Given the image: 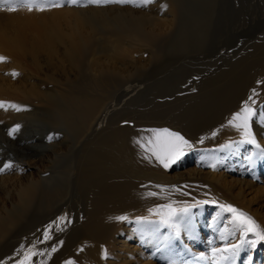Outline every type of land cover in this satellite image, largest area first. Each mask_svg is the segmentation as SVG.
Returning a JSON list of instances; mask_svg holds the SVG:
<instances>
[{
    "label": "rangeland",
    "instance_id": "374dc122",
    "mask_svg": "<svg viewBox=\"0 0 264 264\" xmlns=\"http://www.w3.org/2000/svg\"><path fill=\"white\" fill-rule=\"evenodd\" d=\"M86 3L87 0H80L79 8H83L81 4ZM114 5H101L100 12L102 13H97L100 17L97 22L104 17V10L109 9L111 13L109 18L112 23L109 24L110 26L100 24L91 40L92 52L89 48L90 52L87 50L80 59L81 68L79 67L78 71L75 69V72L72 71L73 69L69 70L70 81L64 80L68 75L65 77L62 72H54L52 74L54 77L61 80L63 78V84L60 80L45 78L46 86L52 88L58 86L54 90L59 88L61 90L59 92H65L70 83L82 91H93L99 95L98 97L104 98L105 108L122 99L120 106L117 107L119 109L125 107V109L121 111L117 109L111 113L112 118L121 113L133 114L137 116L142 129L167 128L181 133L192 145L191 148L185 149V154L191 153V156L187 157L184 167L177 168L176 163L167 169L163 167L166 169L163 173L168 175L166 179L159 176L157 180L148 179L149 182L143 184L153 190H184L187 188L185 193L193 195L202 189L207 190L210 187L208 181H212L215 189L218 187L228 201L214 202L211 207L212 211L205 216L207 220L215 219L216 221L219 218L220 223L229 224L227 219L233 217L232 220H235L234 214L226 207L231 205L248 213L254 220L257 218L256 223L261 230H264V193L262 194L264 183L259 184L260 182L253 180L250 175L237 180L236 176L240 175L232 173L226 167L229 161L241 160L243 156L245 161H249L251 154L261 156L255 145L239 144V141L243 139L241 133L239 130L235 131V127L228 125V120L241 109L242 103L248 100L249 93L256 87H260L263 92L261 91L259 97L255 98L256 105L253 107L259 106L258 115L254 117L251 127L257 142L264 147V131H262L264 130V117L260 114L261 109H264V0H152L151 3L142 7H135L131 4ZM1 9H6V6H0ZM86 9L88 8H85V13L88 11ZM172 11L174 12L173 17H171ZM117 17L121 20L128 18L126 22L129 21V23L138 22L145 35L147 34L146 39L138 37L139 40H136L137 38L131 36L129 38L127 35H119L122 27L119 25L122 24L118 22ZM96 57L100 58L99 65L94 63ZM94 75H98L102 83L94 82L96 79ZM74 80L76 81L72 82ZM258 81L261 83H257ZM130 85L135 88L137 86V91L135 89V92H132L134 95L131 93L123 96L124 90ZM82 91L78 92L73 89L75 96H81ZM206 104L209 105L206 106ZM55 114H58L55 110L43 116L39 114L34 121L26 122L25 127L20 126L19 131L14 135L19 140H14L13 136L8 135L9 128L0 131V167L5 163L12 165L11 168L0 173V212L5 214L9 213L8 211L15 212L21 209L17 188L19 182L13 176L17 169L13 163L22 162L27 158L29 161H37L31 170L35 177L37 175L40 177L38 179L40 191L36 200L17 223L12 225L7 235L0 239L1 256L12 257L15 254L16 256L23 254L27 248L24 247L23 239L36 228L38 229L45 218L51 216L57 218L64 210L63 213L70 215L72 223L67 222L64 227L60 228L63 229L62 231L55 232L52 240L57 238L56 243L51 248L48 247L46 253L40 251L44 244L39 246V242L43 239L33 243L35 245L39 243L37 249H39V254H42L37 264H63L65 257L75 251L78 245L75 243L76 238L85 230L83 215L89 209V202L84 193L87 186L83 180L80 181L81 178L76 171L78 167L75 163L80 159L82 149L87 147L91 136L85 129L82 133H74L70 126L62 121L60 115L54 117ZM196 117L197 120H195ZM187 118L195 121L196 128L205 124L209 134L215 131L217 134L214 136L213 143H216L202 144L201 140L205 135L187 129L184 125L187 123ZM108 129H105L107 134L104 132L101 135H108ZM50 136L53 138L49 139ZM226 144H231L232 149L221 147ZM209 147L214 150L217 157V160L213 158L217 161L216 164L218 163L214 170L211 167L213 159H211L213 162L206 161L210 165H205V160L201 159L202 163L199 158L203 154L202 151L210 149ZM245 150L248 151L244 152ZM198 158L200 162L197 161ZM221 161L224 162L221 163ZM71 164H74V169ZM203 168L205 171L202 170ZM191 173H198L205 177L202 179L208 181L194 182L192 177H189ZM212 173H217V175L223 173L229 177L224 178L223 181L217 179L218 177L215 178L211 175ZM26 174H28L26 177L28 180L31 174ZM9 175L11 177L2 178ZM47 188L53 190V195L49 198L43 195ZM256 188L259 190H255ZM259 191H261L260 197L263 195V200L259 197ZM163 205H168V203L157 204L153 209ZM221 205H224L225 209H222ZM184 206L181 204L174 208ZM138 215L139 217H150L152 220L159 219L156 213H150L149 210L140 212ZM138 215L135 217L137 218ZM258 218L262 220V223ZM236 222L230 226V229L238 227V233L234 231L238 240L242 234L240 229L243 230V226L238 221ZM125 224L114 230V235L112 234L113 237L111 235L112 238L108 244L96 248L97 251L106 248L109 252L107 259L102 258L101 252L100 264H132L130 262L133 260L127 258L125 249L127 246L137 245L135 241L140 242V236L136 232V234L133 233L134 235L131 233L129 237L127 230L134 229L133 224L135 223ZM165 228L167 227L160 229ZM252 235L256 234L247 233L246 236ZM54 246L57 251L51 252ZM255 260L264 263V241H259V252L255 254ZM154 262L160 264L159 260H154Z\"/></svg>",
    "mask_w": 264,
    "mask_h": 264
},
{
    "label": "bare ground",
    "instance_id": "6f19581e",
    "mask_svg": "<svg viewBox=\"0 0 264 264\" xmlns=\"http://www.w3.org/2000/svg\"><path fill=\"white\" fill-rule=\"evenodd\" d=\"M45 2H58L62 3L63 6L52 7L43 11L35 9L29 11L27 8L23 7H18L15 11H8L5 5L6 9L0 10V56L7 58L6 61L0 62V101L17 104L21 106L22 109L16 111L9 108L5 111L0 108V131L5 128L11 129L16 125L25 127L24 125H26V122L28 123V121L31 120L34 121L39 114L43 116L55 110L56 113L60 115L62 121L65 124L67 123L74 133H82L84 129L90 133L89 136H91V138L89 139V143L86 148L83 147L80 159L75 163L77 165L76 167H78L76 171L81 178L80 181L83 180L87 186L84 193L89 202V209L88 212L86 210L84 213V218L82 217L86 227L84 232L82 234L80 233L76 238L75 243L78 245L75 251L65 257L63 264L69 259L75 261V264H100L102 251H97L96 248L108 244L117 227L120 225L125 226V223L129 224L131 222L135 223L133 224L135 228L127 230L129 237L131 233L136 234V232H138L140 236V242L135 241L137 245L134 244L132 245L133 247L127 246L125 249L127 258H131V261L133 260L130 262L132 264H155L154 260H159L160 264H170V262H172V264H264L261 263V261L255 260V254L257 255L259 252V241L261 240H259L256 235H244L242 229H240L242 234H240L237 240L234 231L238 233V227L233 230L232 228L230 229V226L234 225L236 222V220H232L233 217H229L230 219L226 220L229 223L227 225L220 223L219 218H217L218 216H215L217 218L216 221L215 219L211 221L206 219L205 216L212 211L211 207L214 202L217 200L228 201L218 190V187L215 189L212 181L202 179L203 176L198 173L189 174V177H192L194 182L201 180L204 182L205 180L209 182L208 185L210 186L207 190L202 189L193 195L185 193L187 188H182L184 190H153L147 188L146 185L143 184L149 182L148 179L151 181L157 180L159 176L166 179L168 175L164 173L167 168L163 169V165L156 160L151 152L146 151L145 148H142L140 144L136 143L137 140H142L143 143L147 145L149 139L153 141L156 139L150 130L142 129L143 127L140 126L141 124L136 115H125L121 113L114 118L111 117V113L117 111V109L118 111L125 109V107L122 109L117 107L118 105L120 106L122 99H120V102H114L105 108L104 98L98 97L99 95L93 91H82L79 87L70 83L68 85L69 88L66 89L65 92H59L61 91L59 88L54 90L58 86H55V88L46 86L47 80L45 78L53 79L54 81L60 80L61 84H63V78L61 80L54 77L52 75L54 72H62L65 77L68 75L64 80L70 81L71 73L69 70L73 69L72 71L75 72L82 66L80 65V59L85 55L87 50L90 52L91 40L95 32L99 29L100 24L109 25L112 23V20L109 18V14H111L109 9H105L107 11L105 12L104 10V19L102 18L97 22L99 17L97 13L100 12L101 5L91 4V6H89L90 4L88 5L86 3L84 5L87 6L81 4L83 8H79L78 4L73 5L67 3L66 0H45ZM110 6L111 5H109V7ZM114 6L112 7L115 8ZM85 8H88L86 9L88 10L86 11L87 13H85ZM112 12H114V10ZM173 16L174 12L171 14V17ZM119 17L116 18L118 22L120 21V24H122L119 25V27L122 26L119 35H127L129 38L131 36L132 38H137L136 40L140 38L146 39L145 37L147 34L145 35L144 30L138 22L129 23V21L126 22L128 18L126 20H121ZM99 61V57L94 58V63L97 65H99ZM43 71H45V73H42ZM13 72L18 73V75L13 76ZM93 77L96 78L94 82L102 83V79L99 78L98 75H94ZM75 81L76 80L72 82ZM137 88V86L136 88L131 85L128 86L124 90L123 96H128L132 92L134 93L135 89L137 91ZM73 89L78 92L82 91L81 96H75ZM256 91L260 95L262 90L260 87H256ZM249 94L252 95V91ZM259 95L257 97H259ZM257 97H253V99ZM207 105L209 104H206V106ZM207 110H205L206 113ZM194 111L196 110L194 109ZM57 115L55 114L54 117H57ZM195 120H197V117ZM195 124L194 120L187 118V123L184 125L192 132L205 135L201 140L202 144L210 143L211 145L215 138L212 134L208 133V129L206 128L207 125L202 124L196 128ZM107 128H109L108 135H101L104 132L107 134L105 130ZM236 130L237 129H235V131ZM231 131L233 132V130ZM84 135L86 136V134ZM13 137L14 140L17 139L16 136ZM17 140H19V138ZM246 151L248 150L244 152ZM202 152L203 154L199 157L200 161L203 159L205 162L208 160L213 162L211 159L217 158L214 150L211 148ZM220 155L219 153V156ZM235 155L236 154H234V156ZM188 156H191V153L184 154L183 157H181L182 159L176 162L175 165H177V168L184 167ZM251 156V160L249 161H245L244 156L241 160H231L226 167H228L229 171L232 173L240 175L238 177L236 176L237 180L250 175L253 180L260 182L259 184L264 183V157L254 156L253 154H251ZM199 158L197 161H199ZM215 159H213L214 162L211 163V165L216 164L217 161H215ZM222 162L224 161H221V163ZM13 164L17 169L13 176L19 182L17 188L21 209L15 212L8 211L9 213L5 214L0 212V239L7 235L12 225L17 223L26 210L32 206L33 201L36 200L38 192L40 191L38 185V179H40V177H37V175L36 178L33 175V170H31V167L36 165L37 161H29L27 158V160ZM207 164L206 162L205 165ZM203 166L204 164L202 167ZM71 167L74 169V164H71ZM202 170H204V168ZM26 173L31 174L28 180H26L28 175ZM211 175L221 180L229 177V175L223 173L219 175H217V173H212ZM6 177L11 176H4L2 178L5 179ZM52 178L54 179V177ZM188 180L192 182L191 179ZM191 186L194 187V185ZM257 189L258 188L255 190ZM243 190L245 191V189ZM149 192L156 193V195L150 196L148 195ZM181 192L185 194L183 195ZM254 192L256 193V191ZM260 192L261 191H259V197L261 196ZM263 193L264 192H262V194ZM43 195L49 198L53 195V190L47 188ZM194 196L197 197L194 198ZM256 196L257 194L255 197ZM262 197H260V199ZM161 203H168L173 207H179L181 204L189 205L190 203H192L191 205H195L190 209V215L188 214V216L191 217L192 229L190 231H185L182 227L179 238H173L167 243H165L164 237L169 236L172 229H159L158 233H153L148 230H144L143 232L139 231L138 229L140 226L134 221V219L136 220L135 216L140 212H146L149 208L153 209V207ZM63 211H61L62 214L57 218L52 216L45 218L39 226L41 228H36L34 232L23 239V244H25L24 247H27L24 253L22 252L23 254L18 256L15 254L12 257L0 255V264H19V262L24 259L25 253L28 252L29 249L37 253L31 257L30 264H37L40 262L42 254H39L37 245L39 243V246L44 244L40 251L46 253L48 247L51 248L56 243L57 238L52 240L55 232L60 231V228L64 227L69 220H72L69 217L70 215L68 216V214L66 212L63 213ZM55 214L57 215V213ZM121 215L127 216L128 220L119 221L114 219ZM64 216L67 217V220L61 223L59 218ZM72 216H74V214H72ZM139 216L140 215H138V217ZM187 218L185 217V219ZM255 220H257V218ZM42 224H44V226H42ZM50 225L52 227L49 229ZM57 225H59V228ZM46 229H49L50 239H45L44 237ZM41 239H43L42 242L40 241ZM35 242L39 243L35 245L33 244ZM47 242L49 243L46 244ZM233 244L239 245L235 255L231 256L227 261L217 262L216 258L213 256V249H223Z\"/></svg>",
    "mask_w": 264,
    "mask_h": 264
},
{
    "label": "snow or ice",
    "instance_id": "6c2138e0",
    "mask_svg": "<svg viewBox=\"0 0 264 264\" xmlns=\"http://www.w3.org/2000/svg\"><path fill=\"white\" fill-rule=\"evenodd\" d=\"M67 3L76 5L79 3V0H66ZM152 0H87V4H95V5H108V4H131L135 7L146 6L151 3ZM7 6L8 11H15L18 7L27 8L29 11L39 10L43 11L52 7H61L62 3L58 2H45V0H0V6ZM87 6V5H83ZM7 58L0 56V62L6 61ZM13 76L18 75V73L13 72ZM261 83V82H257ZM259 93H257L256 89H252V95L249 96L248 100L242 103L241 109L235 112L232 117L228 120V125L235 127L240 131L243 139L239 141V144H251L255 145L256 148L260 150L259 154L264 157V147L257 142L254 132L252 131L251 123L258 115L257 108L259 106L253 107L256 105V100L253 97H257ZM0 108L7 111L9 108L14 109L16 111H20L21 106L0 101ZM260 114L264 117V109H261ZM20 125H16L15 127L8 130L9 136H14L16 132L19 131ZM153 135L156 137L155 141L152 139L148 140V144H144L142 140H137L136 143L140 144L142 148H145L146 151L151 152L152 155L156 158V160L163 165L164 168H169L172 164L176 163L183 155L185 154L186 148H191L192 145L190 142L185 139V137L176 131L169 130L167 128L164 129H152L150 130ZM217 133L214 131L212 136H215ZM53 137L50 136L49 139ZM221 147L228 148L231 147V144L222 145ZM251 160V157L248 158ZM12 165L10 163L3 164L0 167V173L4 172L6 169L11 168ZM215 169L216 165H211ZM148 195H156V193L149 192ZM214 202V201H213ZM195 205H185L181 208H174L171 204L163 205L158 208L149 209L150 213H156L159 217L158 220H152L150 217H137L136 223L140 226L139 231L143 232L145 229L151 231L153 233H158L161 227H167L172 229V232L169 236L164 237L165 243L172 240L173 238L178 239L181 233V228L185 231H190L193 227L191 223V217L188 216L189 211ZM224 208V205H221ZM227 210L234 214V218L238 223L243 226V231L245 234L247 233H255L257 238L261 241H264V230L260 229V226L256 223V221L247 213L231 206L227 205ZM185 217H188L185 219ZM114 219L119 221L128 220L127 216L121 215L117 216ZM67 220V217H60L59 221L63 223ZM68 223H71L69 220ZM52 226H49V229ZM59 228V225H57ZM49 229L45 230L44 237L45 239H50ZM61 231L63 229H60ZM63 242H61L62 244ZM239 245H231L230 247H225L223 249H213V256L216 258L217 262L219 261H227L231 256H234L236 250ZM57 251L56 247L52 248V252ZM37 253L31 249L25 253V257L23 260L19 262V264H30L31 257L36 255ZM219 254V255H217ZM109 257V252L106 248L102 249V258L107 259ZM65 264H75V261L69 259L65 262ZM172 264V262H170Z\"/></svg>",
    "mask_w": 264,
    "mask_h": 264
}]
</instances>
